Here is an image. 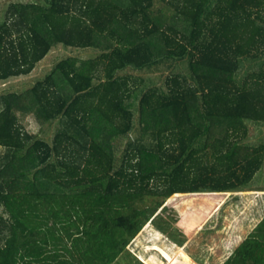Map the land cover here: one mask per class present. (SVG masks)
Listing matches in <instances>:
<instances>
[{
    "label": "trees",
    "instance_id": "trees-1",
    "mask_svg": "<svg viewBox=\"0 0 264 264\" xmlns=\"http://www.w3.org/2000/svg\"><path fill=\"white\" fill-rule=\"evenodd\" d=\"M60 44L98 53L0 96V264H134L127 246L148 221L181 244L198 223L194 208L177 232L161 226L166 198L242 189L261 169L247 121H264V0L11 2L0 82ZM183 58L188 73L164 85L120 73ZM244 60L261 64L239 77ZM30 114L59 119L51 142ZM133 130L118 157L116 138ZM222 264H264V216Z\"/></svg>",
    "mask_w": 264,
    "mask_h": 264
},
{
    "label": "rangeland",
    "instance_id": "rangeland-1",
    "mask_svg": "<svg viewBox=\"0 0 264 264\" xmlns=\"http://www.w3.org/2000/svg\"><path fill=\"white\" fill-rule=\"evenodd\" d=\"M18 1L42 0H0V19L4 17L8 5ZM97 53L93 48L75 49L61 44L55 46L30 74L0 82V96L7 91H24L37 80L44 78L55 64L66 56L90 58ZM176 64L177 66L169 67L163 62L143 70L128 67L120 73L129 74L138 81L143 79L147 86L164 85L167 75L188 73L187 58L179 59ZM260 64L256 60H244L239 77L259 68ZM140 86L142 87V83ZM21 118L29 129L50 142L61 126L59 119L41 125L31 114L21 115ZM247 123L250 128L247 142H264V121ZM137 136L138 132L133 130L128 136L116 138L118 157L124 154L128 141ZM194 196L177 200L174 197L166 198L164 207L160 206L157 211L161 226L169 227L171 223L174 226L173 231L177 232L189 218H183L184 213L191 215L192 211H196L194 208H197L198 215L194 214L190 223H193V220L198 223L189 230L186 240L182 244L178 243L172 239L170 233L148 221L127 246L130 256L134 257V264L136 260L142 264H222L237 243L241 242L264 216V163L252 181L242 189L227 192L203 191ZM128 258L130 257H124L122 262L126 264Z\"/></svg>",
    "mask_w": 264,
    "mask_h": 264
}]
</instances>
